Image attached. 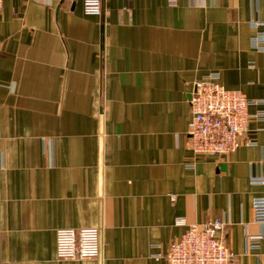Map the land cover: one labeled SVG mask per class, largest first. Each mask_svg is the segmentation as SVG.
I'll return each mask as SVG.
<instances>
[{"label": "crops", "instance_id": "1", "mask_svg": "<svg viewBox=\"0 0 264 264\" xmlns=\"http://www.w3.org/2000/svg\"><path fill=\"white\" fill-rule=\"evenodd\" d=\"M264 0H4L0 264H168L188 224L221 220L235 264H264ZM219 74L255 103L241 147L197 155L191 89ZM253 141L254 145H247ZM101 254L61 260V228ZM160 255V257L158 256ZM162 256V257H161Z\"/></svg>", "mask_w": 264, "mask_h": 264}, {"label": "built area", "instance_id": "2", "mask_svg": "<svg viewBox=\"0 0 264 264\" xmlns=\"http://www.w3.org/2000/svg\"><path fill=\"white\" fill-rule=\"evenodd\" d=\"M3 1L0 0V10ZM170 3L175 4L176 0ZM83 9L87 15H101L103 0H83ZM257 26H264V21L257 22ZM254 103L241 90L226 88L219 74L194 82L189 126L193 152L225 155L237 151L245 143L243 139L250 125L249 107ZM246 144L255 143L246 141ZM250 180L264 190V175H254ZM253 209L256 222L264 225V194L254 198ZM177 224L187 225V229L168 247L165 254L168 264H235L236 255L225 243V225L221 220L188 224L179 219ZM262 240L263 234L248 233L247 249L258 247ZM101 251L100 230L96 227L61 228L56 233V254L61 260H88L98 257Z\"/></svg>", "mask_w": 264, "mask_h": 264}]
</instances>
